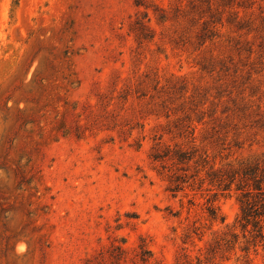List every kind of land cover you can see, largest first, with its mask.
<instances>
[{
  "label": "rangeland",
  "instance_id": "374dc122",
  "mask_svg": "<svg viewBox=\"0 0 264 264\" xmlns=\"http://www.w3.org/2000/svg\"><path fill=\"white\" fill-rule=\"evenodd\" d=\"M245 165L264 0H0V264H247L212 179Z\"/></svg>",
  "mask_w": 264,
  "mask_h": 264
},
{
  "label": "trees",
  "instance_id": "16d2710c",
  "mask_svg": "<svg viewBox=\"0 0 264 264\" xmlns=\"http://www.w3.org/2000/svg\"><path fill=\"white\" fill-rule=\"evenodd\" d=\"M164 152L165 148L163 149L157 144L153 148V159L162 161L166 155H169V151ZM173 155L184 162L192 159L180 148H177ZM209 174L215 175L214 172ZM212 179L216 181L217 187L223 192L231 190L235 185L240 210L233 225V230L226 237H223L222 241L228 249L239 247L244 252L246 263L250 264L252 262L251 250L256 252L260 248L264 250V167L245 165L238 169H231L226 174L213 176ZM214 181L212 180V182ZM178 189L179 187L176 186L174 190ZM216 194L214 193V197L207 199L208 217L211 222L219 220L224 222V215L221 213L220 208L215 205Z\"/></svg>",
  "mask_w": 264,
  "mask_h": 264
}]
</instances>
